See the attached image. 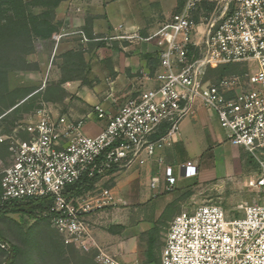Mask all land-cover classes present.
<instances>
[{
    "label": "built area",
    "instance_id": "built-area-1",
    "mask_svg": "<svg viewBox=\"0 0 264 264\" xmlns=\"http://www.w3.org/2000/svg\"><path fill=\"white\" fill-rule=\"evenodd\" d=\"M181 1L178 12L142 39L156 47L158 68L142 75L151 85L113 116L95 107L96 118L106 120L98 134H85L84 119L39 103L9 135L0 136L8 152L0 160V206L50 199L42 216L64 245L93 252L95 264H121L92 239L87 218L114 204L112 191L100 182L154 162L160 170L149 188L156 191L162 184L163 192H171L176 179L161 154L178 142L181 123L195 115L198 103L214 112L227 142L253 165L244 187L254 199L233 207L231 215L209 204L174 216L159 264H264V0ZM61 37L52 36L55 49ZM233 64L246 71L211 74ZM179 170L184 179L197 175L191 161ZM83 179L90 188L73 193ZM0 249L7 245L0 242Z\"/></svg>",
    "mask_w": 264,
    "mask_h": 264
},
{
    "label": "rangeland",
    "instance_id": "rangeland-1",
    "mask_svg": "<svg viewBox=\"0 0 264 264\" xmlns=\"http://www.w3.org/2000/svg\"><path fill=\"white\" fill-rule=\"evenodd\" d=\"M138 1L148 13L151 10L155 11L154 18L149 20L147 26L148 31L151 30V32L170 17L174 12L173 5L178 2V0ZM202 10H208V6L205 5ZM61 30L62 27L56 34H62L63 38L64 36H68L71 39H75L76 43L73 49L80 46L86 50L84 58L87 55L89 61H92L95 74L98 78L102 79L103 63H98L97 61L103 57L105 44H109L107 40L108 33L102 29L98 30L96 35H94V40L85 41L80 33H67L61 32ZM78 36L81 37L82 43H77L79 42L77 40ZM61 39L58 44H60ZM100 42L104 43L102 48L89 46V43L95 44ZM62 53L64 52H62L58 45L55 49L53 41L37 44L34 53L29 55L27 59L30 63L36 64L38 70L30 74L31 76L27 75L29 74L27 72L15 73L11 76V87L30 86L34 87L36 92L43 95L60 78L59 66L61 65V60L59 55ZM90 79L94 81L95 78L90 76ZM52 88L53 90H49V94L56 99V102H45L41 96L28 112L37 107L39 103L47 104L58 114L71 112L72 108L77 105L76 95L73 90L69 86L63 88V85L61 88H55V86H52ZM144 89L145 87L140 86L137 90L141 92ZM198 110H203L209 116L210 127L202 130L201 139L203 143H200V138L197 135H193V133L186 138H182V128L180 127V137L183 140L185 150L179 153L178 158L180 159L172 161L170 165L173 168V175L176 179V184L171 192L157 194L156 199H152V194L150 197L144 198L143 201L137 200L135 197L137 192L143 191L146 193L148 191L144 185V183L148 184V182H145L144 177H142L143 175L141 176L138 173L141 169L121 172L100 182V188L112 191L114 204L104 211L93 215L88 220V223L91 227L92 239L96 245L108 253L116 255L119 263L143 264L146 261L150 237L155 240L154 253L159 261L164 235L169 222L172 220L170 219L171 214H173L176 208V203L171 202L172 199H181L184 204L189 201L192 207L199 204L220 205L228 215H231L233 207L247 205L253 201L254 192L243 186V183L255 172L253 165L246 160L247 157H245L240 148L231 146L227 142L226 133L221 129L214 112L208 108H204L199 103L196 105L195 115ZM21 114V121H23L24 118L28 117L29 113ZM90 124L88 123V125ZM95 124L94 122L93 125L97 131L98 127ZM3 129L4 126L0 129V132ZM210 132H213L217 138V143H213L212 139H210ZM206 146H213L214 152L212 153L211 150H207ZM186 159L191 162L199 160L198 177L197 175L191 179L181 177L179 170L181 166L180 162ZM166 163L164 161V164ZM238 164L242 166V173L239 176L236 173ZM199 181L201 182L200 184L198 183ZM159 191L161 190L158 188L154 192L160 193ZM159 204H167L162 212L160 210L164 206L161 205L160 207ZM190 208L186 206L184 211H188ZM0 235L24 251L21 260L30 256V264H57V262L59 264H75V259L70 257L66 252H63L64 254H56L54 258L47 255L50 245L60 243V239L48 219L8 214L0 218ZM4 258L5 253L0 251V263Z\"/></svg>",
    "mask_w": 264,
    "mask_h": 264
},
{
    "label": "crops",
    "instance_id": "crops-1",
    "mask_svg": "<svg viewBox=\"0 0 264 264\" xmlns=\"http://www.w3.org/2000/svg\"><path fill=\"white\" fill-rule=\"evenodd\" d=\"M173 6L175 12L177 4ZM143 8V5H140L138 0H66L57 8V19L62 22L61 32L79 33L85 24H89L93 36L101 29L108 33L107 40L109 44H105L103 57L97 61L98 63H103V78L97 77L92 61L90 62L86 55L85 60L90 66L88 80L91 82V86H81L77 82L63 84V88L69 86L73 90L77 101V105L72 108L71 112H63V114L69 115L74 119H84L85 134L87 135L94 136L98 134L106 124L105 119L98 120L96 118L93 113L95 107L102 109L105 115L113 116L129 98L137 95V89L140 86L148 87L151 85L142 75L158 68L156 47L152 42H144L142 39L151 33V30L148 31L147 26L149 20L154 18L155 11L151 10L148 13ZM81 37L88 41L85 35ZM81 37H77L79 41L77 43H82ZM49 42H52V40L42 43ZM75 43V39L64 36L58 46L62 52H65L72 50ZM27 73H29L27 75H30L35 73V71ZM90 76L95 78L94 81L90 79ZM94 122L96 123L95 126L98 127L97 131L93 125ZM180 127L182 128V138H186L193 133V135H197L200 138V143H203L201 139L202 130L210 127V118L203 110H198L192 118L184 120ZM181 137L179 133L178 142L172 147L165 149L161 154L169 166L172 161L180 159L178 158L179 153L185 150ZM209 137L213 143H217V138L213 132H210ZM206 148L211 150L212 153L214 152L213 146H206ZM188 161L190 160H182L180 165ZM194 163L198 167L200 162L195 160ZM237 166L238 170L236 173L239 176L242 173V166L240 164ZM159 170L160 168L154 162H151L138 172L141 176L143 175L145 182H148V184L144 183L145 189L148 191L146 193L143 191L137 192L135 195L137 200L143 201L144 198H148L154 193L149 188V182L151 176L158 173ZM198 175L199 167L197 177ZM198 183L200 184L201 182L199 181ZM244 185L245 182L243 183ZM159 190H161L159 194L164 193L162 184H160ZM173 200L171 202L176 203V208L170 219L183 212L186 206L192 207L189 201L184 204L181 199ZM161 205L163 204H159L160 207ZM163 206L160 212L164 210L167 204ZM197 206H200V204ZM91 217L87 219L89 220Z\"/></svg>",
    "mask_w": 264,
    "mask_h": 264
},
{
    "label": "trees",
    "instance_id": "trees-1",
    "mask_svg": "<svg viewBox=\"0 0 264 264\" xmlns=\"http://www.w3.org/2000/svg\"><path fill=\"white\" fill-rule=\"evenodd\" d=\"M64 1L66 0H0V129L4 126L0 136L9 135L12 132L22 119L21 113L28 114L34 111L37 107L28 112L41 96L45 102H56V99L49 94V90H53L52 86L61 88L67 82H79L81 86H91V82L88 80L90 66L84 58L86 50L80 46L59 55L61 60L60 78L43 95L36 92L34 87H11L10 84L11 76L15 73L38 70L37 65L30 63L27 57L34 53L37 44L50 41L52 36L60 31L62 23L56 18V10ZM182 4L183 2L178 0L175 12L181 9ZM81 35H85L88 41L94 40L89 24L83 26ZM89 46L102 48L104 43H89ZM231 66L232 68H230ZM245 71V66L233 64L217 67L211 74L220 78L232 73L242 74ZM7 157V145L0 143V160H5ZM246 160L248 159L246 158ZM90 184L86 179H83L71 190L73 193H79L90 188ZM50 202V199L10 202L0 206V218L8 214H19L27 215L30 218L48 219L43 217L42 213L49 209ZM56 234L60 243H53L49 246L48 256L54 258L56 254L66 252L75 259V264H95L93 252L84 253L72 245H64L60 235L57 232ZM0 242L7 245V249H0L5 253V258L0 264H30V256L21 260L24 251L20 250L17 245L7 241L1 235ZM154 243V238L150 237L146 261L143 264L159 263L154 253Z\"/></svg>",
    "mask_w": 264,
    "mask_h": 264
}]
</instances>
